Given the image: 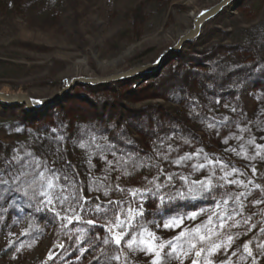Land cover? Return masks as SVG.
I'll use <instances>...</instances> for the list:
<instances>
[{
    "label": "rangeland",
    "instance_id": "rangeland-1",
    "mask_svg": "<svg viewBox=\"0 0 264 264\" xmlns=\"http://www.w3.org/2000/svg\"><path fill=\"white\" fill-rule=\"evenodd\" d=\"M219 1L0 0V91L37 98L51 97L73 76H106L151 64L162 51L190 29L192 18L197 12ZM241 37L264 43V0H234L203 26L196 40L188 43L193 44L191 50L181 49L183 51L172 53L158 70L126 80L128 85L121 87L120 91L98 89L95 99L90 95L93 88L117 83L94 87L75 86L60 100L75 92H83L86 99L83 103L103 117V128L107 126L106 119L116 114V118L123 121L120 124L122 128L129 124L138 131L155 129L159 135L168 134V137L177 138L171 143L173 145L175 142L182 145L188 134H192L202 141L197 144L193 142L197 150L201 148L200 145L204 147L207 143L203 138L205 133L200 131L204 128L201 121L209 120L213 112H221L230 102L238 104L236 113L230 115V112H224L227 117H231L220 129L221 135L227 137L229 143L236 139L238 150L227 148L231 146L229 143L224 153L205 146L209 154L218 157L223 155L225 158L223 161L219 158L208 160L216 167L210 178L211 183L214 186L223 185L225 195L206 200L180 199L177 206L164 208L158 219H155L156 223H148L142 228L155 233L162 241L171 240L181 232H192L196 237L193 240L195 250L207 247V243L202 245L192 230L200 228V234H204L207 229L211 241L221 245L215 255L210 257L213 264H264V224L258 213L263 202L259 200L258 192L246 191L241 198V205H230L234 203L241 187L239 183H229L227 177L239 176V171L225 163L233 162L230 164L238 165V169L246 173L252 169L251 165L264 166V148L257 150L254 147L256 144L264 145V103L252 107L254 115L251 119L249 113L242 109L246 95L240 94L243 92H240L243 86L240 79L245 80L244 86L250 88L254 99L257 97L254 95L255 87L260 85V89H264V63H258L257 71L255 69L250 73L249 68L247 73L229 71V63L218 62L213 51L232 46ZM199 72L203 74L200 80L195 79V74ZM219 72L225 73V78H219ZM154 75V81L148 80ZM190 81H193V87ZM4 108L15 110L16 107ZM14 112L9 111L5 115L8 117L0 118V160L7 157V152L12 150L16 140H22L18 129L9 124L15 121ZM239 119L240 123L249 120L253 127L238 132V128H243L235 124ZM87 133L91 134L92 131L87 130ZM127 133L125 131L126 136L129 135ZM130 136L138 138L133 130ZM249 141L253 143L249 144ZM22 143L25 148L32 146H25L24 141ZM216 143L219 147V142ZM242 145L244 149H241ZM256 151H260V156H256ZM254 156L256 158L252 159ZM201 158L205 162L206 155L201 154ZM163 174L167 177H162L161 182L165 180L171 186L181 185L183 180L179 177L185 175L181 169L165 171ZM170 176L171 180L168 179ZM235 181L239 182V178ZM217 190L221 191L214 187L210 194ZM219 205L224 209L217 215ZM97 206L95 202L87 203L82 213L72 218L86 222L92 220L94 223L98 221L95 217L111 213L110 207H103L102 204L99 205L102 210L96 212ZM193 214L195 219H190ZM176 218H182L179 226L164 227V224ZM116 225L117 222L108 225L112 236L129 229L128 226L117 228ZM134 230L124 240L127 237L129 239ZM15 234L16 230L12 232V235ZM60 234L59 230L47 234L36 243L27 260L0 259V264H34L41 261L55 264L58 258L53 257L67 248V244L60 240ZM123 243L122 240L125 251L123 264H151V256L130 251ZM246 244L252 251L251 257L244 247ZM206 256V253L202 254L201 264H204ZM194 258V252L186 257L182 254L180 259H172L170 264H192Z\"/></svg>",
    "mask_w": 264,
    "mask_h": 264
},
{
    "label": "trees",
    "instance_id": "trees-1",
    "mask_svg": "<svg viewBox=\"0 0 264 264\" xmlns=\"http://www.w3.org/2000/svg\"><path fill=\"white\" fill-rule=\"evenodd\" d=\"M192 46L193 44H188L182 49L191 50ZM213 51L218 62L229 63L227 67L229 71L247 73L249 68L248 73H250L255 69L257 71L258 63H264V43L243 37L239 38V41L232 46H223ZM228 73L226 74L228 75ZM195 75V79L198 80L203 77L201 72ZM217 76L225 78V73L219 72ZM155 77L154 75L148 80L154 81ZM145 80L147 81V78ZM240 82L243 85L240 89V92H243L240 94L246 95L243 98L245 108L242 106V109L244 112L247 111L249 118L252 119L254 115L252 107L255 104L264 103V89L261 90L260 85L255 87L254 95L257 97L254 99L251 96L253 92H250V88L244 86L245 80L241 81L240 79ZM124 85H128V81L93 88L90 95L96 99L98 89H101L99 91L116 92L120 91ZM190 85L193 87V81H190ZM83 96V92H75L39 113H27L22 107H16L13 110L0 106L1 119L8 117L5 116L7 112L15 111L16 115L13 113L15 121L9 124L14 126V129H18L17 133L22 137V140L15 141L12 150L7 152V157L4 160H11L15 157L38 160L41 167L36 171L37 173L43 172L45 177L41 180L37 175L31 185L24 183L20 193L10 194L12 198L7 203L4 201L3 188H0V259L4 261L27 260L32 255L37 242L50 232L59 230L61 232L59 238L67 244V248L63 249L61 254L53 257L58 258L55 264H65L66 262L68 264H97V257L101 258V264H123L124 248L122 245L117 248L114 244L109 224L118 222L119 219L125 221V226H128L130 221L135 227L128 229L129 235L133 229L135 230L132 234L141 231L148 223H156L155 219H158L164 208L177 206L180 200L176 198L177 192H187L191 187L184 180L181 185L176 186L168 185L165 180L162 183V177H167L163 174L165 171L175 172L177 169H181L185 173L183 176L187 177L188 181L208 180L213 177L216 171V167L208 160L219 158L223 161L225 158L223 155L218 157L209 154L205 146L208 145L210 149L222 150L221 153H224L225 147L229 144L231 146H227V148L238 150L236 139L232 143L223 144L227 137L222 136L220 132V129L231 117H227L224 112H230V115L236 113L238 107L236 103H228V106L225 105L221 112H213V117L201 121L204 128H202L203 131L201 129L200 131L205 133L203 138L207 143L204 144V147L200 145L201 148L197 150L193 142L196 144L198 141L202 142L201 138H195L192 134H188L182 145L179 142H175L173 145L171 143L177 138L168 137V134L159 135L155 129L138 131L127 123L124 124L127 126L122 128L120 124H123V121L116 118V114L110 115L109 119H106L107 126L103 128L105 127L102 124L103 117L99 116L94 108L83 103L86 100ZM118 120L119 123H117ZM240 121L239 119L235 123L237 127L241 125L243 129L253 127V123L249 120L242 123ZM97 126L103 130H99ZM87 130L92 133H87ZM132 130L138 138L130 136ZM125 131H128V136ZM237 131L241 130L238 128ZM23 141L25 146L27 144H32V146L25 148ZM216 142H219V147ZM109 145L116 150L115 155L106 150ZM163 150H165L164 153H162ZM201 154L206 155V163L202 160ZM129 157L132 159L129 160ZM182 157H191V159H182ZM178 161L179 163H177ZM225 163L239 171V176H228V180L235 181L239 178V182H242L239 183L240 192L235 197L234 203L230 205L238 207L242 204L243 195L241 193L258 192L260 195L258 198L263 202L258 213L264 224V166L251 165L252 169L246 173L240 168L238 169V165L230 164L233 162ZM134 164L138 166L134 167ZM195 164L197 165L194 166ZM201 164L204 165L203 169L198 167ZM253 167H257L259 171L254 173ZM51 170H55L60 179L57 180L53 177V187L49 189L47 180L51 175ZM27 171L32 173L33 169ZM195 172L196 174H194ZM65 177L67 179H64ZM31 179L30 175L29 180ZM157 185H159V189H157ZM195 188L197 191L194 199L200 200L216 198L218 195L226 193V189L223 187H215L220 188L221 191L217 190L212 193L214 196L210 194L211 192H203L199 184H196ZM133 193L137 194L134 196ZM140 193H144L143 197ZM160 197H164L163 201ZM48 201L51 203H47ZM91 202H95V205L102 204L103 207H110L108 209L111 210V213L95 217L94 219L98 221L91 225L84 220H79L78 217V219L72 218L77 213H82L85 204ZM141 203H143L144 216L132 219L135 212H130V210L139 211ZM220 205L216 210L217 215L224 209ZM65 208V212H62ZM121 214L122 217H120ZM14 230H16V234L12 235ZM105 237L109 240L107 245L103 243ZM34 264L54 263L41 261Z\"/></svg>",
    "mask_w": 264,
    "mask_h": 264
},
{
    "label": "snow or ice",
    "instance_id": "snow-or-ice-1",
    "mask_svg": "<svg viewBox=\"0 0 264 264\" xmlns=\"http://www.w3.org/2000/svg\"><path fill=\"white\" fill-rule=\"evenodd\" d=\"M241 131H246L249 129H240ZM264 139V137H262ZM224 143H228L227 140L224 141ZM252 141H249V144H252ZM83 147V145H81ZM97 147H100L97 145ZM243 147V145H242ZM254 147L259 150L261 148H264V145L256 144ZM107 151L111 152L113 155L116 154V150H114L113 146L109 145L106 149ZM32 155V154H28ZM256 156H260V151H256ZM256 157H252V159H255ZM132 158L129 157V160ZM182 159H191V157H182ZM111 163V162H109ZM179 163V161L177 162ZM134 167L138 165H133ZM41 167L40 162L38 160H26L22 157H15L11 160H0V188H3V191L5 193L4 195V201L7 203L12 197L11 193H20L22 190V186L24 183H29L31 185L32 182L36 180V176L39 175L40 179L43 180L44 173L38 172L37 169ZM199 168L203 169L204 165H199ZM33 169L32 173H29L27 170ZM259 169L257 167H253V172H257ZM31 175L32 179L29 180V176ZM53 177H55L57 180L60 179V177L56 174L55 170H51V175L48 177L47 180V187L51 189L53 187ZM181 180H184L186 184H190L191 187L188 188L187 192L178 191L176 198L178 199H188V198H196L195 192L197 189L195 188L196 184L200 185V189L203 192L210 193L212 192L214 187H223V185L214 186L211 183V180H196V181H188L187 177L180 176ZM64 179H67L65 177ZM171 180V176L168 178ZM223 179V178H222ZM229 183H242L238 181H230ZM251 183V181H249ZM257 187H259L257 185ZM157 189H159V185H157ZM151 191V190H148ZM26 194V193H25ZM137 193H133L135 196ZM140 195L143 197L144 193H140ZM153 195H155L153 193ZM241 195H244L241 193ZM161 201H163L164 197H160ZM238 199V198H237ZM47 203H51V201H48ZM63 203V201H61ZM71 203V202H70ZM225 204H227V201H224ZM259 203V202H258ZM102 209L100 206H97L96 212H100ZM130 212H135V216L132 217V219H135L136 217H143L144 216V208L143 203H141L139 211L136 210H130ZM59 215V214H57ZM190 219H195V214H193ZM71 222V221H70ZM88 224H93L92 220L87 221ZM138 223V221H137ZM145 223H147L145 221ZM179 223H182V218H176L170 221L167 224H164L165 228H171L173 226H179ZM117 228H125V221H120L118 219L117 222ZM135 227L130 221L128 222V228L131 229ZM204 226H201L203 228ZM111 231V229H109ZM198 235V239L200 243L203 245L207 243V247H200L199 250L196 249V244L193 242V240L196 238L192 235V232L185 233L181 232L179 236L168 240V241H162L160 237H157L155 233H152L148 231L147 229H142L139 232L133 233L129 239L124 240L126 236H128V231L121 232L119 234H114L112 237V240L114 241V244L119 248L121 246L122 240H124L125 246L130 251H139L148 254L152 257L151 264H170L172 259H180L181 255L183 254L185 257L191 253L194 252V259L192 260V264H201V257L202 254H207L204 264H213V260L210 259L213 255H215V251L218 250L221 245L216 244L214 241H211L210 235H208L207 229H205L204 234H200L201 229H195L192 230ZM231 239V238H229ZM103 243L107 245L109 243V240L107 237L104 238ZM245 249L248 251V255L252 256V251L249 249L248 245L246 244ZM235 255V253H233ZM118 259V257H117ZM97 264H101V258H96ZM182 264V262H181Z\"/></svg>",
    "mask_w": 264,
    "mask_h": 264
},
{
    "label": "water",
    "instance_id": "water-1",
    "mask_svg": "<svg viewBox=\"0 0 264 264\" xmlns=\"http://www.w3.org/2000/svg\"><path fill=\"white\" fill-rule=\"evenodd\" d=\"M234 0H220L208 9L197 12L193 18L190 29L179 36L173 44L162 51L151 64L139 65L106 76H73L65 81L63 87L51 97L37 98L22 93H4L0 91L1 107H22L27 113H39L59 102L75 86H104L123 82L136 76L148 74L158 70L169 55L179 52L182 47L194 40L200 34L203 26L216 17L225 7Z\"/></svg>",
    "mask_w": 264,
    "mask_h": 264
}]
</instances>
